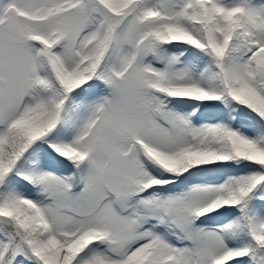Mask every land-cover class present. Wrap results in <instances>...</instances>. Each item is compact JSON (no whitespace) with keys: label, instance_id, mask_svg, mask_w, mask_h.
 Segmentation results:
<instances>
[{"label":"snow or ice","instance_id":"1","mask_svg":"<svg viewBox=\"0 0 264 264\" xmlns=\"http://www.w3.org/2000/svg\"><path fill=\"white\" fill-rule=\"evenodd\" d=\"M0 264H264V0H0Z\"/></svg>","mask_w":264,"mask_h":264}]
</instances>
